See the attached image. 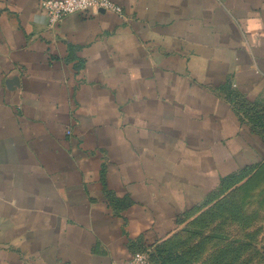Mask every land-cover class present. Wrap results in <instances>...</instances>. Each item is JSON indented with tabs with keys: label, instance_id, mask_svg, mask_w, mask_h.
I'll return each instance as SVG.
<instances>
[{
	"label": "crops",
	"instance_id": "0c3cea01",
	"mask_svg": "<svg viewBox=\"0 0 264 264\" xmlns=\"http://www.w3.org/2000/svg\"><path fill=\"white\" fill-rule=\"evenodd\" d=\"M40 1L0 0V264L128 259L264 158V0Z\"/></svg>",
	"mask_w": 264,
	"mask_h": 264
},
{
	"label": "rangeland",
	"instance_id": "374dc122",
	"mask_svg": "<svg viewBox=\"0 0 264 264\" xmlns=\"http://www.w3.org/2000/svg\"><path fill=\"white\" fill-rule=\"evenodd\" d=\"M153 249L150 264H264V158L222 181Z\"/></svg>",
	"mask_w": 264,
	"mask_h": 264
},
{
	"label": "built area",
	"instance_id": "2783aa9c",
	"mask_svg": "<svg viewBox=\"0 0 264 264\" xmlns=\"http://www.w3.org/2000/svg\"><path fill=\"white\" fill-rule=\"evenodd\" d=\"M39 7L50 26L56 25L64 16L71 13H93L102 10L121 11V7L111 0H41ZM150 253L151 248H143L134 251L128 259L116 261L113 264H149Z\"/></svg>",
	"mask_w": 264,
	"mask_h": 264
},
{
	"label": "trees",
	"instance_id": "16d2710c",
	"mask_svg": "<svg viewBox=\"0 0 264 264\" xmlns=\"http://www.w3.org/2000/svg\"><path fill=\"white\" fill-rule=\"evenodd\" d=\"M240 109L242 110L246 119H248V121L250 122V125H251V128L253 129V131H256L260 135V132H258L257 128H256L257 123H258L259 118H260V116L257 115V113H258L257 111L264 110V107H257L254 105L250 106V105H247V103H245L244 105H241ZM153 253H154V249L151 248L150 262H151Z\"/></svg>",
	"mask_w": 264,
	"mask_h": 264
}]
</instances>
